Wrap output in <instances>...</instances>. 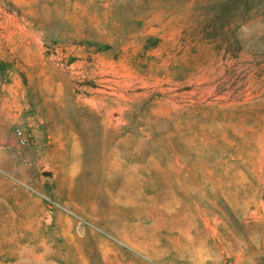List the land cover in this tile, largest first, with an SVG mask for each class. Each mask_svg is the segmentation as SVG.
<instances>
[{
  "label": "rangeland",
  "instance_id": "obj_1",
  "mask_svg": "<svg viewBox=\"0 0 264 264\" xmlns=\"http://www.w3.org/2000/svg\"><path fill=\"white\" fill-rule=\"evenodd\" d=\"M0 264H264V0H0Z\"/></svg>",
  "mask_w": 264,
  "mask_h": 264
}]
</instances>
